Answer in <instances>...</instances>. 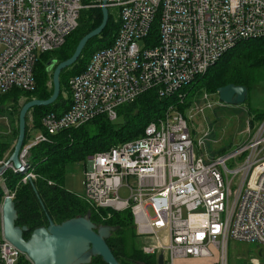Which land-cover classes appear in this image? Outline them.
<instances>
[{"label": "built area", "instance_id": "obj_1", "mask_svg": "<svg viewBox=\"0 0 264 264\" xmlns=\"http://www.w3.org/2000/svg\"><path fill=\"white\" fill-rule=\"evenodd\" d=\"M106 5L116 8L119 20L113 42L94 51L84 70L69 78V107L59 116L43 115L35 137L31 118L20 166L0 160V180L7 168L22 173V183L35 179L29 157L37 143L100 114L114 121L120 105L150 88L169 96L236 42L264 37V0H108ZM86 6L83 0H0V94L35 88L38 54L63 45ZM152 24L157 44L151 46L145 37ZM179 97L182 101L183 94ZM185 115L170 106L138 137L88 154L80 197L95 211H130L136 235L146 239L142 252L162 253L163 264L215 255V264H227L229 240L256 243L258 256L248 264H264V117L254 128L247 125L241 146L203 157L195 153ZM123 187L125 197L119 194ZM21 258L27 261L21 264H32L1 235L0 264H19Z\"/></svg>", "mask_w": 264, "mask_h": 264}, {"label": "trees", "instance_id": "obj_2", "mask_svg": "<svg viewBox=\"0 0 264 264\" xmlns=\"http://www.w3.org/2000/svg\"><path fill=\"white\" fill-rule=\"evenodd\" d=\"M99 3L100 0H83V4L88 6L80 10L78 26L66 37L64 44L57 49L38 54L33 67L35 88L32 91L11 88L0 94V115L10 116L12 123L9 134L0 133V137H9V139L0 140V160L8 158L13 149L18 133V112L23 103L32 98L46 99L51 95L52 82L49 75L52 74L54 65L51 70H48L50 63L54 60L57 63L68 58L78 40L100 24L102 13ZM108 11V21L100 34L90 38L77 60L61 71L58 98L50 105L34 106L28 111L25 137L28 132V114L36 128L40 127L43 115L47 113L61 115L70 104L69 78L84 70L94 51L108 47L113 42L119 20L116 8L109 7ZM145 41L151 46L157 44L155 24L151 25ZM262 80H264V37L240 40L228 48L205 73L196 76L175 93L160 96L155 88H150L133 102L120 105L114 121L100 114L78 127L64 129L50 135L46 141L34 145L30 151L29 166L37 177L22 183L23 174L7 168L0 180V207L5 191L13 193L12 199L17 211L15 223L28 227V230L24 232V238H28L33 229L47 226L48 216L54 223H60L72 217L84 216L87 211H90V219L95 224L117 226V230L111 233L106 242L120 264L141 262L158 264L155 255L144 254L140 247L126 250V242L123 241L122 236L125 235L127 226L133 227L130 211H95L78 194L63 186L67 166L84 161L88 154L107 150L116 143L138 137L149 122L163 117L170 106L185 114V109L193 100L198 99L203 92L217 95L216 91L220 86L229 83L245 86L248 92L245 101L247 103L253 87ZM179 93L183 94L182 101ZM22 97L25 100L19 103ZM262 109L248 108L252 127L264 117V107ZM6 111L9 115H6ZM224 152L221 150V153ZM134 234H136L135 231ZM23 262L27 263L21 258L19 264ZM88 264L106 263L100 256H94Z\"/></svg>", "mask_w": 264, "mask_h": 264}, {"label": "water", "instance_id": "obj_3", "mask_svg": "<svg viewBox=\"0 0 264 264\" xmlns=\"http://www.w3.org/2000/svg\"><path fill=\"white\" fill-rule=\"evenodd\" d=\"M108 0H101L102 19L100 24L85 33L77 42L72 54L57 62L54 60L48 66L52 70V93L46 99L32 98L23 103L18 112V133L13 149L7 158L15 167L20 166L19 151L25 139L26 116L34 106H47L53 103L60 93V73L72 65L80 56L82 49L93 36L99 35L105 27L109 11ZM218 99L230 105L244 103L248 92L242 85L229 83L217 88ZM4 165L0 166V172ZM1 235L22 253L28 256L32 264H88L92 257L100 256L106 264H120L106 239L117 230V226L97 225L90 219V211L84 216L72 217L60 223H54L48 216V225L33 229L28 238L24 232L28 227L16 225L17 211L12 196L4 195L1 207ZM158 264H163V254L157 255ZM139 264H144L143 262Z\"/></svg>", "mask_w": 264, "mask_h": 264}, {"label": "rangeland", "instance_id": "obj_4", "mask_svg": "<svg viewBox=\"0 0 264 264\" xmlns=\"http://www.w3.org/2000/svg\"><path fill=\"white\" fill-rule=\"evenodd\" d=\"M139 44L141 45V42H139ZM49 78L51 80L52 74L49 75ZM204 94H207V98L204 97ZM24 100L25 98L22 97L19 103H23ZM206 102H213V106L207 107ZM6 105H8V103ZM196 106L197 108L202 107V110L195 112ZM249 107L263 110L264 80L253 87L251 95L247 99V103L244 102L237 105L225 104L218 99L216 94L210 92H203L198 99L193 100L191 105L185 109V116L188 124L191 126V131H193L195 153L203 157H215L223 154L221 150L227 152L241 146L248 135L247 125L252 126L249 121L251 117L247 111ZM6 113V115H9L8 111H6ZM28 115V123H30L31 116L30 114ZM260 121L256 122L253 128L256 127ZM7 123L8 118L4 115H0V133L4 134V131L10 128H7ZM39 133H41L39 128L34 129L32 137L37 136ZM6 138V136L0 137V140ZM227 164L230 165V162ZM84 169L85 159L84 161L82 160L68 165L64 178L63 186L79 196L83 195ZM119 194L121 197H125L127 195L126 188H121ZM134 231V227L129 228V226H127L125 235L122 236L123 241L126 242V250H130L132 247L141 248L145 243L146 239L137 236L134 234ZM256 256H258V245L256 243L229 240L227 264H248L249 258ZM216 259L217 255L205 259L206 262L202 264H214Z\"/></svg>", "mask_w": 264, "mask_h": 264}, {"label": "crops", "instance_id": "obj_5", "mask_svg": "<svg viewBox=\"0 0 264 264\" xmlns=\"http://www.w3.org/2000/svg\"><path fill=\"white\" fill-rule=\"evenodd\" d=\"M6 118H8V123H7V128L9 129H5L6 131H4V135H7L10 133V130L12 128V123H11V117L7 116ZM4 128V127H3ZM7 137V136H6ZM6 139H9V137H7ZM178 264H202L203 262H206L205 259L202 258H186V259H180L179 261H177ZM215 264V263H214Z\"/></svg>", "mask_w": 264, "mask_h": 264}, {"label": "flooded vegetation", "instance_id": "obj_6", "mask_svg": "<svg viewBox=\"0 0 264 264\" xmlns=\"http://www.w3.org/2000/svg\"><path fill=\"white\" fill-rule=\"evenodd\" d=\"M102 225H104V224H102ZM113 232H114V231H113ZM113 232H112V233H113Z\"/></svg>", "mask_w": 264, "mask_h": 264}]
</instances>
